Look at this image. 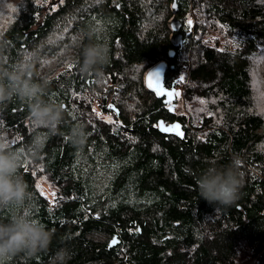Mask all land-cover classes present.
Masks as SVG:
<instances>
[{
  "label": "trees",
  "instance_id": "obj_1",
  "mask_svg": "<svg viewBox=\"0 0 264 264\" xmlns=\"http://www.w3.org/2000/svg\"><path fill=\"white\" fill-rule=\"evenodd\" d=\"M171 2L0 0V40L8 42L0 66L34 55L31 78L47 79L45 99L64 107L50 129L29 118L26 102L0 104V135L24 154L31 194L0 208V220L29 215L55 232L47 252L10 264H50L65 247L68 264H264V0H178L185 42L174 58ZM90 25L109 47L100 82L76 62ZM160 59L175 66L167 80L179 93L176 113L142 81ZM107 81L122 119L98 116ZM160 118L179 120L184 135L161 132ZM75 126L87 133L82 147L71 141ZM37 137L43 146L29 155ZM233 157L245 176L236 203L200 198L197 175Z\"/></svg>",
  "mask_w": 264,
  "mask_h": 264
},
{
  "label": "clouds",
  "instance_id": "obj_2",
  "mask_svg": "<svg viewBox=\"0 0 264 264\" xmlns=\"http://www.w3.org/2000/svg\"><path fill=\"white\" fill-rule=\"evenodd\" d=\"M98 26H88L83 35L87 43L80 47L77 64L85 76H95L98 82L104 78V69L110 62L109 47L100 38ZM8 46L6 40H0V52ZM38 58L21 61L10 67L0 66V104L19 99L27 103L29 118L37 125L55 129L64 114L61 104L45 99L48 80L34 81L31 78L32 65ZM70 138L74 145L82 147L87 133L82 126L71 129ZM42 141L34 138L28 149L29 155H35L42 148ZM24 154L14 150L10 140L0 135V208L23 205L30 199L28 185L21 174ZM245 181L240 161L233 157L225 165L209 164L197 175L195 183L200 198L211 204L230 207L240 198V191ZM54 230L29 215L15 214L7 221L0 220V264H10L17 255L34 256L49 250L54 237ZM72 252L60 248L50 259V264H68Z\"/></svg>",
  "mask_w": 264,
  "mask_h": 264
},
{
  "label": "water",
  "instance_id": "obj_3",
  "mask_svg": "<svg viewBox=\"0 0 264 264\" xmlns=\"http://www.w3.org/2000/svg\"><path fill=\"white\" fill-rule=\"evenodd\" d=\"M173 5H175V7ZM178 9H179L178 0H172V2H171V10L173 12V15H172L171 19L169 20L170 28H171V31H172L171 32V37H170L171 38V42H172V47L168 50V56L170 58H174L176 56V54H177L176 47L183 45L184 42H185L184 34L182 32L183 22L176 15ZM189 20L192 21V24L189 25V30L186 33L187 35H189L192 32V30H193L192 27H193V23H194L192 18H190ZM174 67L175 66L173 64L170 65L169 62L166 59H160V60L156 61L155 63L151 64L146 69L145 74H144V85H145L146 89H148V90H150L152 92H155L158 98H163V102L167 103L169 105V108L173 107V103H174L175 99L177 98V96L174 95V96L170 97V96L167 95V93L168 92L176 93V88L175 87H173L171 89L167 88L165 86V77H166L167 70L169 68L173 69ZM155 72H159L160 73L159 77H155L154 76L153 80L151 82H149V80H148L149 74H152V73H155ZM150 83H151V87L149 86ZM157 86H159L163 90L164 94H159L156 91ZM161 125L163 127H167V128H172L175 125H179L180 126L179 131L182 132L183 135H184L183 124L177 119L173 120V121H171L169 123H167L162 118H160L158 120V128H159V130L161 132L168 133V134H170V133L177 134L175 131H170V132L164 131L163 127H161ZM179 136H181V135H179ZM113 241H115V243H113ZM119 242H120V239H119L118 235L116 234L110 239L109 246H111V247L115 246Z\"/></svg>",
  "mask_w": 264,
  "mask_h": 264
},
{
  "label": "flooded vegetation",
  "instance_id": "obj_4",
  "mask_svg": "<svg viewBox=\"0 0 264 264\" xmlns=\"http://www.w3.org/2000/svg\"><path fill=\"white\" fill-rule=\"evenodd\" d=\"M117 5H118V7H120L119 3ZM182 32H184V29L182 30ZM166 60L169 62L170 65L172 64V62L170 60H168V59H166ZM168 70H167V73H168ZM167 73H166V77H165V86L169 89L175 87L176 93H178V90H177L175 83H173V82L170 83L167 80ZM144 74H145V72H143V74H142L143 84H144ZM86 83H87V85H91V81L89 79L86 80ZM109 86H110V82L107 81V102L105 103L106 106H105V108H102L101 106L98 108V116L104 117V118L109 117L111 119H116V120L122 119L123 117H122V113H121V106H119L118 103H115L113 101L114 96L117 94L118 90L115 87L111 88ZM94 91H95L94 89L91 90V92H94ZM153 93H155V92H153ZM155 95H156V93H155ZM159 99H161L163 102V98H159ZM163 104H164V107L167 108L168 110H170L172 113H176L177 111H180V109H181V107L179 105L180 102L178 101V96L175 99L172 108H169V105L167 103L163 102ZM166 122L169 123L171 121H166ZM170 134H172V133H170Z\"/></svg>",
  "mask_w": 264,
  "mask_h": 264
},
{
  "label": "snow or ice",
  "instance_id": "obj_5",
  "mask_svg": "<svg viewBox=\"0 0 264 264\" xmlns=\"http://www.w3.org/2000/svg\"><path fill=\"white\" fill-rule=\"evenodd\" d=\"M173 6L175 7V5H173ZM188 23H189V25H191V24H192V21L189 20ZM159 75H160L159 72H155V73L149 74V76H148V80H149V82H151V81L153 80V77H154V76H155V77H159ZM149 86L151 87V83L149 84ZM156 91H157L159 94H164V93H163V90H162L159 86H157ZM167 95L170 96V97H171V96H174V95H175V96H179V93L168 92ZM161 127H163V126L161 125ZM179 128H180L179 125H175V126L172 127V128L163 127V130L166 131V132L175 131L178 135H181V136H182L183 133L179 131ZM113 243H115V241H113Z\"/></svg>",
  "mask_w": 264,
  "mask_h": 264
},
{
  "label": "rangeland",
  "instance_id": "obj_6",
  "mask_svg": "<svg viewBox=\"0 0 264 264\" xmlns=\"http://www.w3.org/2000/svg\"><path fill=\"white\" fill-rule=\"evenodd\" d=\"M180 105V107H181V109H182V105H181V103L179 104ZM178 105V106H179ZM180 109V110H181ZM102 118H104V117H102ZM104 119H110L109 117H105ZM45 190L48 192V193H51L52 192V190L49 188V186L47 185V186H45Z\"/></svg>",
  "mask_w": 264,
  "mask_h": 264
}]
</instances>
